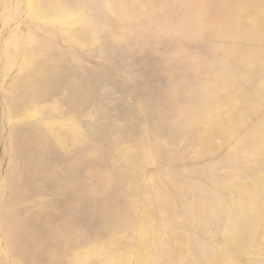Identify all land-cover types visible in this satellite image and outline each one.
Listing matches in <instances>:
<instances>
[{
    "label": "rangeland",
    "instance_id": "rangeland-1",
    "mask_svg": "<svg viewBox=\"0 0 264 264\" xmlns=\"http://www.w3.org/2000/svg\"><path fill=\"white\" fill-rule=\"evenodd\" d=\"M0 264H264V0H0Z\"/></svg>",
    "mask_w": 264,
    "mask_h": 264
}]
</instances>
